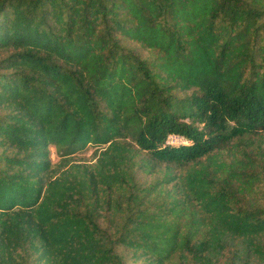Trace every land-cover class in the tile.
I'll return each mask as SVG.
<instances>
[{
	"label": "trees",
	"instance_id": "16d2710c",
	"mask_svg": "<svg viewBox=\"0 0 264 264\" xmlns=\"http://www.w3.org/2000/svg\"><path fill=\"white\" fill-rule=\"evenodd\" d=\"M125 252L264 264V0H0V264Z\"/></svg>",
	"mask_w": 264,
	"mask_h": 264
},
{
	"label": "rangeland",
	"instance_id": "374dc122",
	"mask_svg": "<svg viewBox=\"0 0 264 264\" xmlns=\"http://www.w3.org/2000/svg\"><path fill=\"white\" fill-rule=\"evenodd\" d=\"M168 143L171 145H178L181 143V141L178 138H171L168 140ZM94 150H95V148L88 147L86 151L77 154L75 156V159L77 161H80V162L89 163L92 161L91 154ZM50 151H51V160L53 163H56L58 161V157L56 156L54 149H50ZM139 176H140V179H143L145 181L149 180V177H142L141 175H139ZM123 254L125 257V264H148L147 261H142V260L141 261H134L130 253L125 252Z\"/></svg>",
	"mask_w": 264,
	"mask_h": 264
},
{
	"label": "built area",
	"instance_id": "2783aa9c",
	"mask_svg": "<svg viewBox=\"0 0 264 264\" xmlns=\"http://www.w3.org/2000/svg\"><path fill=\"white\" fill-rule=\"evenodd\" d=\"M171 138H175V137H170L169 139H171Z\"/></svg>",
	"mask_w": 264,
	"mask_h": 264
}]
</instances>
